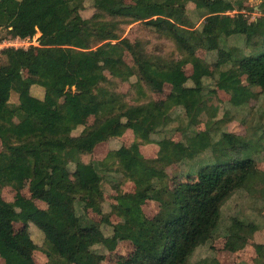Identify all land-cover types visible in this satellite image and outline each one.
Instances as JSON below:
<instances>
[{
  "label": "trees",
  "instance_id": "obj_1",
  "mask_svg": "<svg viewBox=\"0 0 264 264\" xmlns=\"http://www.w3.org/2000/svg\"><path fill=\"white\" fill-rule=\"evenodd\" d=\"M83 0H0V26L12 37L25 40L41 34L40 46L29 49L8 47L0 64V252L5 264H37L39 246L28 227L35 226L45 237L44 252L50 264H99L98 247L116 250L119 241L131 239L136 257L131 264H190L198 247L212 241L222 221V204L248 178L254 159L247 141L229 144L226 134L208 122L206 135L197 127L207 110L205 81L213 78L210 67L196 57L199 49L218 56L217 83L228 86L230 104L245 107L254 98L253 87L264 90V48L245 54L223 42L243 35L248 47H264V16L251 22L243 13L230 15L235 4L227 0H198L205 23L195 29L185 0H93L95 15H81ZM144 23L170 37L184 58L165 59L148 55L142 45L122 39L121 27ZM130 53L134 66L125 60ZM193 64V75L184 66ZM232 64L231 68L223 69ZM123 81L137 76L151 90L171 86L166 100L129 106L124 97L106 86L105 72ZM84 74L89 77L84 78ZM243 74L251 86L243 83ZM36 93H38L36 96ZM17 96L15 103L11 102ZM67 97L70 104L63 107ZM175 108H183L188 126L184 140L163 139L156 160L145 159L140 143H152L153 136L167 127ZM218 108L211 119H216ZM91 116L97 122L75 135ZM213 121V120H212ZM132 127L140 143L111 152L112 160L135 185V191L117 197L115 206L124 221L113 225L105 216L101 222L87 210L104 199L101 163H84L81 156L113 138H121ZM240 144V145H238ZM230 150H234L231 153ZM200 182L170 186L168 167L202 160ZM72 176L78 179L74 183ZM29 181L32 197L17 206L2 197L4 187L21 189ZM81 195H90L80 205ZM37 199L50 206L37 207ZM222 200L219 203V200ZM160 203V212L149 218L143 207ZM15 222L25 224L16 235ZM106 228V231H105ZM107 230H112L111 235ZM258 231L253 223L233 219L226 238V250L236 252Z\"/></svg>",
  "mask_w": 264,
  "mask_h": 264
},
{
  "label": "rangeland",
  "instance_id": "obj_2",
  "mask_svg": "<svg viewBox=\"0 0 264 264\" xmlns=\"http://www.w3.org/2000/svg\"><path fill=\"white\" fill-rule=\"evenodd\" d=\"M83 10L81 15L85 19H89L95 15L93 0H83ZM124 3H138L140 0H121ZM187 2V10L189 17L193 22L195 29H202L205 23L203 11L197 9L196 2L198 0H185ZM235 4V11L230 15L243 13L251 21H255L264 16V0H227ZM121 38L127 39L136 45H142L147 54L151 56H161L165 59L180 60L184 55L177 47L176 43L170 37L160 34L149 28L144 23L138 22L131 25H123L121 27ZM41 34L37 33L33 38L21 40L12 37L10 30L0 26V64L5 62L2 51L9 46L7 44H16L14 48L29 49L32 46L39 47ZM224 46L229 48H238L245 54L261 51L264 47L259 45L256 48L248 47L246 37L236 35L229 37L223 42ZM16 46V47H15ZM196 57L204 61L210 68V74L213 78H207L205 81L206 91L209 93L214 89V93L207 95V110L201 116V124L197 130L201 135H206L208 131V122L221 121L218 124H212L215 130L226 134L229 144H233L237 139L247 141L251 151H248L254 159V164L250 169L247 182L235 189L222 204V221L221 227L216 237L205 245L197 248L193 254L190 264H264V90L253 87L254 98L245 107H234L230 104L231 91L228 86L217 83L215 78L218 75V56L214 52H208L199 49ZM125 60L129 66H134V60L130 53H126ZM232 64L225 65L222 68H231ZM193 64L188 63L184 66V72L188 76L193 75ZM84 78L89 74H84ZM243 83L245 86H251V80L247 74H243ZM106 86L124 97V101L129 106H136L143 103L166 100L172 91L171 86L166 85L160 90H151L144 83H139L137 76L132 77L129 81H123L113 72H105ZM38 93H36V96ZM17 96L13 95L11 102L15 103ZM63 107L70 104L67 97L61 100ZM218 108L216 119H211L214 110ZM173 119L171 123L163 128L161 132L153 136L152 143H140L134 134L132 127L121 138H113L98 145L94 152L89 155L81 156L84 163H101L99 172L102 176V184L104 190V199L91 209L87 210L89 217L96 222H101L105 216L109 217L113 225L123 222L124 213L115 206L117 197L133 193L135 185L131 179L126 176L123 169L112 160L106 161L108 155L120 149L122 146L130 147L134 143H140L142 156L147 160H156L159 157L160 146L157 142L163 139H170L175 142L184 140V134L188 126V121L183 108H175L173 111ZM213 120V121H212ZM97 122L96 116L87 119L84 127L78 129L74 134L81 133L84 128L92 127ZM240 145V144H238ZM5 146L0 141V155L4 152ZM231 153L234 150H230ZM207 157L204 155L202 160L178 163L168 167L167 172L170 176V186L172 189L178 188L182 183L200 182L202 176V168L205 165ZM75 184L78 183L76 176H72ZM3 199L17 206L21 201L32 197L29 181H26L21 189L12 187H4L2 189ZM92 200L90 195H81L78 203L80 205H88ZM222 200H219L221 203ZM34 203L42 210H50V206L35 199ZM147 217H156L161 208L160 203L149 201L143 207ZM238 218L247 223H253L258 227V231L252 238H248L242 243L236 252L226 250L225 234L233 223V219ZM26 226L21 222H15V233L21 235L25 233ZM28 231L33 241L39 246L34 252V260L37 264H50V259L44 250L47 248L44 234L35 226L28 227ZM106 231V228H105ZM107 234L111 235L112 230H107ZM98 252L103 254L99 264H131L136 257V245L131 239L121 240L116 250L108 251L104 247H98ZM4 263V257L0 254V264Z\"/></svg>",
  "mask_w": 264,
  "mask_h": 264
},
{
  "label": "crops",
  "instance_id": "obj_3",
  "mask_svg": "<svg viewBox=\"0 0 264 264\" xmlns=\"http://www.w3.org/2000/svg\"><path fill=\"white\" fill-rule=\"evenodd\" d=\"M35 205L37 206L38 204L35 203ZM46 205H47V204H46ZM37 207H38V206H37ZM40 209H41V208H40ZM45 211H48V210H45ZM0 254L3 255V257H4V263H3V264H5V263H6V257H5V255H4L3 253L0 252Z\"/></svg>",
  "mask_w": 264,
  "mask_h": 264
},
{
  "label": "built area",
  "instance_id": "obj_4",
  "mask_svg": "<svg viewBox=\"0 0 264 264\" xmlns=\"http://www.w3.org/2000/svg\"><path fill=\"white\" fill-rule=\"evenodd\" d=\"M7 45H13V46H14V45H16V44H11V43H10V44H7ZM13 46H9V47H13ZM15 47H16V46H15ZM16 49H18V48H16Z\"/></svg>",
  "mask_w": 264,
  "mask_h": 264
}]
</instances>
